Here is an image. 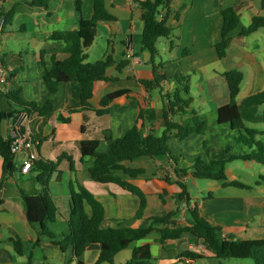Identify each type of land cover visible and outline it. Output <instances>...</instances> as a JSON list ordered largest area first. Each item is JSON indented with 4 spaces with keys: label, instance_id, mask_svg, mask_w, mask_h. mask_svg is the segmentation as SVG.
Listing matches in <instances>:
<instances>
[{
    "label": "crops",
    "instance_id": "1",
    "mask_svg": "<svg viewBox=\"0 0 264 264\" xmlns=\"http://www.w3.org/2000/svg\"><path fill=\"white\" fill-rule=\"evenodd\" d=\"M77 1L51 0L47 7H40L33 5V0H1L0 16L5 19L6 25L0 32V61L8 71V78L5 91L0 92V114L11 111L5 94L9 92L8 79L12 74L20 85V98L23 101L36 102L39 106L51 101L54 106V112L49 117L32 114L26 127L31 136L41 137V141L36 139L38 147L34 148L35 154L43 160L52 161H56L62 154L71 156L74 171H71L68 161L63 160L58 166V172L52 175L49 190L58 212L56 223L49 227L57 238H39L37 231L25 219L26 205L22 193H37L41 188L32 171L22 174L19 170L26 159V153L15 156L13 163L16 171L6 175L4 161L0 157V182L4 179L0 188V264H26L29 258L33 264H46L50 256L54 259L58 252L63 257L67 256V262L71 261V256L75 258L71 249L63 253L52 244L62 240L71 210L70 189L63 186L55 193L52 187L55 182L64 185L65 174H69L68 185L70 180L81 183L103 203L107 219L105 226L114 227L118 221L128 220L132 227L140 228L148 225L150 218L171 211L176 212L177 225L191 226L193 219L190 209L197 208L204 219L221 228L220 235L223 238L264 239V181L260 179L264 175V166L243 160L228 163L227 181L240 182L247 188L195 179L192 169L197 157L207 161L244 155L251 151L237 140V131L229 124H219L217 121L218 109L230 102L229 88L222 76L227 71H240L243 74L237 97L239 112L245 126L259 132L256 141L264 144L261 141L264 137V27L252 34L241 35L242 30L250 26L255 17H264V0H188L185 8H182L185 0H172L168 25L173 28L174 35L158 40L156 58L160 54L158 45H161V51L168 54V60L161 65H157L156 58L153 63L148 62L149 59L146 61L141 53L143 23L139 2L145 0H106L116 21L98 24L97 35L87 51L86 62L95 63L111 54L114 65L107 70V76L115 79V82L109 84L97 81L95 99L117 90H127L130 95L117 98L107 107L108 112L103 116H97L91 109L82 108L78 82L61 83L57 92L50 94L42 79L43 69L40 64L50 68L53 59L64 60L69 56L65 51L66 44L53 40L52 35L78 28L80 17L76 9ZM79 1L80 16L90 19L93 0ZM229 6L234 7L240 22L229 34L230 47L226 56L220 59L215 46L222 40V9ZM128 42L132 44V59L127 58ZM99 46L102 49L99 54L101 57L92 59L90 55ZM120 49L122 57L118 59ZM94 58L98 59L94 61ZM120 62H126V65L118 70ZM153 64L157 67V77L167 78L161 81V87L166 92L175 90L177 85L172 78L176 75L189 77L191 104L184 113L174 116L173 121L181 123L189 120L193 112L204 122V131L183 140H169L172 153L182 156L176 163L165 155L140 157L122 163L127 168L144 171L136 178L121 171L115 172L146 193L144 218L131 221L138 211L139 198L118 185L95 182L89 173L94 158L88 157L81 162L78 143L98 140L97 151L108 152L111 141L107 137L117 139L132 128L136 122L138 106L154 109L155 129L159 132L164 130L163 100L161 98L160 103L153 97V91L159 89L146 91L138 82L140 79H154ZM151 129V124H147L146 131ZM2 130L4 135L11 132L12 123L4 121ZM198 181L208 182L201 184ZM179 184L185 186L189 202L178 199V194L182 192ZM191 184L197 187L198 197L190 190ZM14 239L21 240L22 255L15 252ZM143 245H149L152 253V260L148 264H197L198 260L206 264H222L223 261L215 258L200 240L189 233L179 240L162 242L160 233L153 231L146 238L120 251L113 264H126L134 248ZM100 248L99 244L90 245L81 261L84 264H96ZM186 251L202 254L204 258L184 257Z\"/></svg>",
    "mask_w": 264,
    "mask_h": 264
},
{
    "label": "trees",
    "instance_id": "2",
    "mask_svg": "<svg viewBox=\"0 0 264 264\" xmlns=\"http://www.w3.org/2000/svg\"><path fill=\"white\" fill-rule=\"evenodd\" d=\"M51 0H33L32 4L40 7H47ZM188 0H185L182 8H185ZM81 2H76V9L79 13V24L75 31L56 32L52 35L53 40L62 41L66 44L65 51L69 54L64 60L53 59L51 67L47 68L42 63V79L50 94H55L61 83L76 81L80 85V102L82 108L91 109L97 116L105 115L107 107L122 96L129 97L127 90H117L106 96L95 99V83L105 81L115 82L107 76V70L114 65L111 54L104 60L88 63L86 62L87 51L93 45L97 26L100 22H114L116 17L109 11L106 0H93V14L90 19L80 16ZM172 0H145L140 1L139 6L142 11L141 20L143 29L141 33V53H148V62L153 63L158 54L157 43L161 38H170L174 35V30L168 25V18L171 13ZM164 13L160 17L161 13ZM223 27L222 40L216 44L215 49L220 59L224 58L231 44L229 34L239 25L240 19L234 9L229 6L222 9ZM264 27V17H255L250 26L244 28L242 36L252 34ZM144 58V57H143ZM126 62H120L118 70L123 68ZM153 80L140 79L139 84L149 91L158 88L164 104L165 128L162 132L155 129V110L138 106L135 125L127 130L121 137L111 141L110 149L106 153H99L98 140H83L78 143L83 162L88 157L94 158V163L89 169L92 179L100 184H115L123 190L136 195L139 198V207L136 215L131 221H141L144 218L147 206L146 193L139 187L134 186L129 181L118 176L115 172L121 171L123 174L136 178L143 174L142 169H131L122 165L125 161H131L140 157L154 158L165 155L174 163L181 155L172 153L169 140L171 138L183 140L192 134H201L204 131V122L192 112L189 120L181 123L173 121L174 116L188 110L192 98L189 94V77L176 75L172 81L176 83L173 92L161 93V81L166 80L164 76L157 77V67L153 64ZM226 79L230 102L219 108L217 121L219 124H229L231 128L239 133L237 140L248 147L251 151L247 154L230 155L227 158H213L203 160L201 157L193 161V177L199 180H210L222 182L224 186L247 188L240 182H229L226 177V167L233 160L254 161L264 166V144H259L256 137L259 134L254 129L247 128L243 122L237 97L240 92L243 74L240 71H227L222 74ZM9 92L5 98L11 108L9 113L0 114V157L4 161V172L12 174L16 171L13 163L15 155L11 153V144L14 141L13 133L7 132L4 135L2 130L3 122L9 120L12 124L21 113L29 116L37 113L40 116L49 117L54 112L51 101L39 106L36 102H26L20 98V85L10 74L8 79ZM5 114V117L3 116ZM151 124L152 129L147 132L146 125ZM36 144V139L41 141V137L31 136ZM255 147V149H253ZM63 160H67L71 171H74V162L71 156L62 154L56 161L43 160L37 156L33 161L30 172L35 174V180L39 183L40 189L37 193H22L26 205V221L37 231L39 238L46 237L51 240L57 238L56 234L50 229V224L56 223L58 208L49 190L52 175L58 172V166ZM11 166L7 168V165ZM29 172V173H30ZM4 175V176H5ZM264 181V175L261 176ZM4 179L0 182L2 188ZM182 192L178 194V199L189 202L186 188L179 184ZM69 189L71 192V210L67 222L66 231L62 233V240L52 243L63 253L71 249L77 264H84L81 257L90 245L99 244L100 254L96 264H113L116 255L129 247L133 242L146 238L153 231H158L161 241L179 240L186 233L200 240L207 250L214 254L218 260H253L255 264H264V239L238 240L232 237L223 238L220 235L221 228L210 224L204 219L197 208L190 209L193 219L191 226H179L176 221V212L171 211L165 215L150 218L148 225L140 228L132 227L130 221L120 220L116 226H105L107 221L103 203L96 195L90 192L81 183L70 180ZM157 225H162L157 228ZM15 252L19 255L23 253V245L20 239L13 241ZM39 241H37L38 243ZM184 257L192 259H202L204 256L195 252L186 251ZM152 260V253L149 245L134 248L130 260L126 264H148ZM26 264H33L29 258Z\"/></svg>",
    "mask_w": 264,
    "mask_h": 264
},
{
    "label": "built area",
    "instance_id": "3",
    "mask_svg": "<svg viewBox=\"0 0 264 264\" xmlns=\"http://www.w3.org/2000/svg\"><path fill=\"white\" fill-rule=\"evenodd\" d=\"M1 4V0H0ZM164 13L160 14L162 17ZM6 21L3 17L0 16V32L5 28ZM127 58L132 59V44L130 42L126 45ZM7 78L8 71L5 69L3 64L0 61V92L5 91L7 86ZM31 121V116L27 113H21L14 124H12V133L14 137V141L11 144V153L15 156L26 153V159L23 160L19 170L22 174H28L31 170L33 161L36 160L37 155L34 152V148L36 147L35 143L32 141L30 137V133L27 132L26 127Z\"/></svg>",
    "mask_w": 264,
    "mask_h": 264
},
{
    "label": "rangeland",
    "instance_id": "4",
    "mask_svg": "<svg viewBox=\"0 0 264 264\" xmlns=\"http://www.w3.org/2000/svg\"><path fill=\"white\" fill-rule=\"evenodd\" d=\"M163 40V39H161ZM162 42V41H161ZM160 51H159V56L155 59V62L157 63V65H161L162 62H165L168 60V54L164 53L163 51H161V45H158ZM101 47H97L93 50V53L90 55L91 58L93 59V57H101L99 56V54L101 55ZM121 49H120V53L117 55L118 56V59H121L122 55H121ZM96 61V59L98 58H94ZM164 64V63H163ZM161 93L165 94L166 93V90H162ZM153 97L155 98L156 101L160 102L161 103V95H160V91H153ZM30 99V98H29ZM261 138V137H260ZM261 141L264 142V137L261 138ZM16 162L19 161V159H15ZM56 177L57 175L55 176L54 180L56 181ZM68 179H69V174H65L64 176V185H61L59 184L58 182H55L54 185L52 186L53 187V190L54 192H58L57 190L62 188L63 186L69 190V185H68ZM199 183L203 184V183H207L208 181H198ZM190 190L191 191H194V194L195 196H199V194H196L197 192V187L193 186L192 184L190 185ZM59 195V194H58ZM207 195V194H205ZM205 197V196H204ZM125 207H127L125 205ZM152 209L154 210L155 207L152 206ZM71 261L70 262H67V256H62L60 252L56 253L55 255V258L53 259L51 256H50V260L49 262H47L46 264H75V258L72 259V256L70 257ZM197 264H206L205 261H201V260H198L197 261ZM222 264H255V262L253 260H239V259H230V260H223L222 261Z\"/></svg>",
    "mask_w": 264,
    "mask_h": 264
},
{
    "label": "water",
    "instance_id": "5",
    "mask_svg": "<svg viewBox=\"0 0 264 264\" xmlns=\"http://www.w3.org/2000/svg\"><path fill=\"white\" fill-rule=\"evenodd\" d=\"M144 57H145V60L147 61L149 59V54L148 53H144ZM11 117V113L8 114V118ZM11 166V163H9L7 165V168H9Z\"/></svg>",
    "mask_w": 264,
    "mask_h": 264
}]
</instances>
